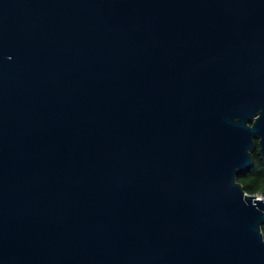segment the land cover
Returning <instances> with one entry per match:
<instances>
[{
    "label": "water",
    "instance_id": "1",
    "mask_svg": "<svg viewBox=\"0 0 264 264\" xmlns=\"http://www.w3.org/2000/svg\"><path fill=\"white\" fill-rule=\"evenodd\" d=\"M264 0H0V264H264Z\"/></svg>",
    "mask_w": 264,
    "mask_h": 264
},
{
    "label": "trees",
    "instance_id": "2",
    "mask_svg": "<svg viewBox=\"0 0 264 264\" xmlns=\"http://www.w3.org/2000/svg\"><path fill=\"white\" fill-rule=\"evenodd\" d=\"M255 163L251 169L238 175L239 182L243 185L246 194L260 195L264 198V160L257 148L253 152ZM264 232V225L262 227Z\"/></svg>",
    "mask_w": 264,
    "mask_h": 264
},
{
    "label": "built area",
    "instance_id": "3",
    "mask_svg": "<svg viewBox=\"0 0 264 264\" xmlns=\"http://www.w3.org/2000/svg\"><path fill=\"white\" fill-rule=\"evenodd\" d=\"M262 197V196H261ZM263 198V197H262Z\"/></svg>",
    "mask_w": 264,
    "mask_h": 264
}]
</instances>
